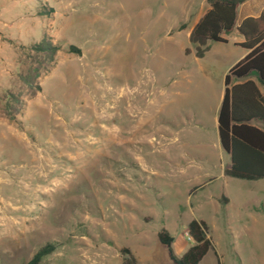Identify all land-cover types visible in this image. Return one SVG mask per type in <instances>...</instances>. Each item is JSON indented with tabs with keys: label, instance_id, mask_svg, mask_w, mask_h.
<instances>
[{
	"label": "rangeland",
	"instance_id": "1",
	"mask_svg": "<svg viewBox=\"0 0 264 264\" xmlns=\"http://www.w3.org/2000/svg\"><path fill=\"white\" fill-rule=\"evenodd\" d=\"M185 1L0 0V264L49 241L40 264H121L124 247L138 264H171L158 232L180 257L192 219L212 242L198 264H264V203L243 206L218 167L180 169L162 146L131 153V112L145 110L158 132L183 106L178 93L204 82L184 55ZM43 38L60 47L54 61L18 80L26 48Z\"/></svg>",
	"mask_w": 264,
	"mask_h": 264
},
{
	"label": "trees",
	"instance_id": "2",
	"mask_svg": "<svg viewBox=\"0 0 264 264\" xmlns=\"http://www.w3.org/2000/svg\"><path fill=\"white\" fill-rule=\"evenodd\" d=\"M243 1L245 0H207L209 9L195 24L189 36L190 42L195 45L197 56L204 55L209 42L227 41L225 35L235 28L237 9ZM237 29L243 36V40L238 44L248 49V53L230 68L224 78L225 92L218 122L220 142L230 155L231 161L225 173L239 178H264V127L252 123H264V98L254 80L248 78L243 82H234L254 72L264 87V8L258 16L245 17ZM26 49L25 55L20 59L21 79L18 80L21 81H25L27 77H36L40 63L47 57L53 62L60 47L43 38ZM70 49L80 52V49L73 45H70ZM186 51L189 49L186 48ZM31 87V95L41 89L39 83ZM2 109L10 119L15 118L7 102ZM188 232L193 244L180 257L174 252L173 238L167 229L162 228L158 232V239L167 247L171 264H198L211 248L212 242L204 220L192 219L188 223ZM55 245V241L46 242L31 258L20 264H40L43 258L55 249ZM120 251L124 255L121 264H138L129 248L124 247Z\"/></svg>",
	"mask_w": 264,
	"mask_h": 264
},
{
	"label": "crops",
	"instance_id": "3",
	"mask_svg": "<svg viewBox=\"0 0 264 264\" xmlns=\"http://www.w3.org/2000/svg\"><path fill=\"white\" fill-rule=\"evenodd\" d=\"M195 1H198V9L193 11ZM185 3V12L192 16V20L188 26L182 24L180 28L186 29L189 39L191 30L209 9V3L207 0H186ZM263 8L264 0H245L240 3L235 28L225 35L227 41L209 42V47L202 57L196 55L195 45L189 39L191 45L186 47L189 51L184 48V55L197 63V74L201 73L204 82H199V85L190 88L189 91L178 93V102L183 106L170 110V114L168 111L165 120H161L163 126L157 130L159 133L152 130L149 134L150 128H145L149 124L150 127L151 124H155L150 123V115L145 110L142 111L140 118H136L134 112H131V153L140 144H147L153 151L157 150V146H162L161 152L167 164L180 169L194 165L218 167L224 175H227L225 169L230 165V155L221 145L218 122L219 109L225 92L224 78L230 68L248 53V49L238 44L243 40L242 34L237 29L238 25L247 16H258ZM218 43L225 45H217ZM230 44L233 47H226ZM248 78L257 83L264 98V87L259 83L256 73L252 72L247 77L236 79L234 82H243ZM188 105H191L190 109ZM252 123L264 127L261 121H252ZM175 132L181 136L177 140L179 144L173 146L171 136ZM227 176L228 187L239 189L238 199L244 202L243 206L248 208L255 203H264V178ZM218 199H223L226 203L232 201L225 192H222Z\"/></svg>",
	"mask_w": 264,
	"mask_h": 264
},
{
	"label": "built area",
	"instance_id": "4",
	"mask_svg": "<svg viewBox=\"0 0 264 264\" xmlns=\"http://www.w3.org/2000/svg\"><path fill=\"white\" fill-rule=\"evenodd\" d=\"M189 238H190V239H192V237H191V236H190Z\"/></svg>",
	"mask_w": 264,
	"mask_h": 264
}]
</instances>
